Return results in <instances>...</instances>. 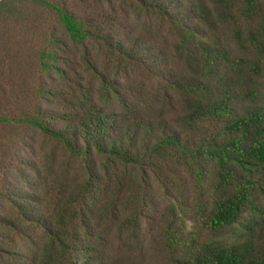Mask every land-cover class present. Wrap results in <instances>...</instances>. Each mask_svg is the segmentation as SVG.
Instances as JSON below:
<instances>
[{"label": "trees", "instance_id": "obj_1", "mask_svg": "<svg viewBox=\"0 0 264 264\" xmlns=\"http://www.w3.org/2000/svg\"><path fill=\"white\" fill-rule=\"evenodd\" d=\"M0 264H264V0H0Z\"/></svg>", "mask_w": 264, "mask_h": 264}]
</instances>
